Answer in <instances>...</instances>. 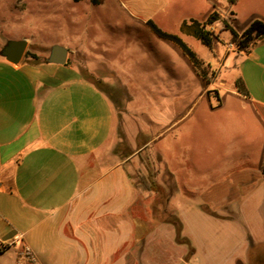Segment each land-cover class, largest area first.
I'll return each instance as SVG.
<instances>
[{
	"label": "rangeland",
	"instance_id": "obj_1",
	"mask_svg": "<svg viewBox=\"0 0 264 264\" xmlns=\"http://www.w3.org/2000/svg\"><path fill=\"white\" fill-rule=\"evenodd\" d=\"M213 1L219 18L206 29L213 30L218 40L207 47L182 23H202L215 9L211 0H0V50L19 36L27 41L28 54L23 58H43L54 44L66 47L68 61L99 83L118 115L127 111L135 119L140 131L135 132L136 147L126 148L131 133L124 139L123 150L130 155L125 165L133 183L144 190L149 212L158 219L165 218L166 211L187 219L183 236L187 243L182 244L188 246L191 260L183 264H229L244 246L264 239V177L254 184L258 189L252 195L242 194L231 203L236 211L232 219L219 218V208L206 203L204 209L216 216L207 221L197 206L209 184L249 166L243 151L249 153L252 166L259 158L251 130L242 129L252 126L251 116L234 108L227 89L242 64L249 62L244 57L264 64V36L245 53L231 40L226 26L240 32L255 19L264 22V0ZM148 19L178 35L198 64L174 42L157 36ZM217 95L223 104L214 109ZM133 126L130 120L129 127ZM140 175H152L168 191L170 203L162 191L144 188ZM238 221L246 223L249 234ZM262 251L259 247L248 255ZM260 258L237 264H264Z\"/></svg>",
	"mask_w": 264,
	"mask_h": 264
},
{
	"label": "crops",
	"instance_id": "obj_2",
	"mask_svg": "<svg viewBox=\"0 0 264 264\" xmlns=\"http://www.w3.org/2000/svg\"><path fill=\"white\" fill-rule=\"evenodd\" d=\"M48 54L22 57L18 63L0 54V264H31L17 261L23 245L37 264L188 263V246L175 240L171 223L147 210L144 190L125 165L130 155L123 150L124 139L131 133L126 148L136 147L135 132L140 131L135 119L127 111L119 116L109 94L68 61V52L63 64L48 62ZM244 58L249 62L227 92L234 108L251 116L252 126L242 129L251 130L259 158L252 166L243 151L249 166L204 189L197 206L207 221L216 216L204 209L206 203L219 208V218L232 219L231 203L252 195L264 177V64L250 62V55ZM217 98L214 109L223 104ZM179 219L186 236L187 219ZM237 224L249 234L244 221ZM259 247L260 255H248ZM240 251L229 264L263 258L264 239Z\"/></svg>",
	"mask_w": 264,
	"mask_h": 264
},
{
	"label": "trees",
	"instance_id": "obj_3",
	"mask_svg": "<svg viewBox=\"0 0 264 264\" xmlns=\"http://www.w3.org/2000/svg\"><path fill=\"white\" fill-rule=\"evenodd\" d=\"M78 1V0H75ZM91 2H96V0H90ZM233 0H230L232 2ZM211 3L213 7L215 8L208 16L207 18L202 22L192 21L191 24H186L185 22L182 23V27L185 29V31L189 34H191L193 37L198 39L202 44L206 45L207 47H211L216 40H218V36L214 33L213 30L206 29V26L210 23H212L214 20L219 18V13L216 10V7L218 4L211 0ZM147 25L152 29V31L159 37L171 40L174 42L179 48L182 50L184 54H186L195 65L198 64V60L187 45L184 43V41L176 34L166 32L162 29H160L152 20L148 19L146 21ZM231 31V40L236 41V46L240 50L247 51V48L255 42V40L261 36H264V22L255 19L253 20L243 31H241L239 34L235 32L229 25L226 26ZM27 51L25 52V56H27ZM34 57V55H32ZM35 58V57H34ZM140 183H142L146 189H151L155 192L162 191L165 194V198L168 202V191L161 186L158 185V183L153 179L152 175L144 176L140 175L139 177ZM136 185V184H135ZM138 186V185H136ZM141 188L140 186H138ZM165 210V208L163 209ZM165 221L171 223L174 226L175 229V240L179 243H187V239H185L182 236V223L180 219L171 214L170 212L166 211V217L164 219Z\"/></svg>",
	"mask_w": 264,
	"mask_h": 264
},
{
	"label": "water",
	"instance_id": "obj_4",
	"mask_svg": "<svg viewBox=\"0 0 264 264\" xmlns=\"http://www.w3.org/2000/svg\"><path fill=\"white\" fill-rule=\"evenodd\" d=\"M27 46L25 39H9L0 50V54L11 63H18L24 55ZM67 48L54 44L49 49V54L46 58L48 62L63 64L67 57Z\"/></svg>",
	"mask_w": 264,
	"mask_h": 264
},
{
	"label": "built area",
	"instance_id": "obj_5",
	"mask_svg": "<svg viewBox=\"0 0 264 264\" xmlns=\"http://www.w3.org/2000/svg\"><path fill=\"white\" fill-rule=\"evenodd\" d=\"M17 261H26L31 264H37V258L35 254L26 245H23L19 250L17 254Z\"/></svg>",
	"mask_w": 264,
	"mask_h": 264
},
{
	"label": "flooded vegetation",
	"instance_id": "obj_6",
	"mask_svg": "<svg viewBox=\"0 0 264 264\" xmlns=\"http://www.w3.org/2000/svg\"><path fill=\"white\" fill-rule=\"evenodd\" d=\"M261 259L264 261V258H260V260H261Z\"/></svg>",
	"mask_w": 264,
	"mask_h": 264
}]
</instances>
